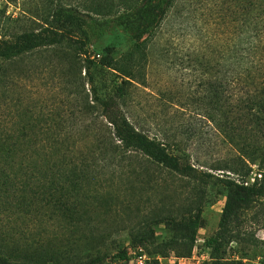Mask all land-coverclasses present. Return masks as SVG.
<instances>
[{
  "label": "trees",
  "instance_id": "trees-1",
  "mask_svg": "<svg viewBox=\"0 0 264 264\" xmlns=\"http://www.w3.org/2000/svg\"><path fill=\"white\" fill-rule=\"evenodd\" d=\"M177 1L80 0L70 4L50 0L45 14L33 15L40 21L38 28L8 36L0 23V264H104V251L90 258H56L49 263L50 258L30 252L13 238H26L31 227L60 219L77 224L84 215L79 207L95 193L98 177L131 152L194 180H218L227 190V200L218 228L203 240L209 259L200 264H242L243 257L226 258L222 253L231 241L229 232L239 217V205L251 198L264 201V0H247L241 12L234 11L226 34L207 38L204 52L193 59L201 70L199 86L205 91L197 98L195 115L210 123L234 150L214 169L229 171L239 180L228 174L216 177L194 166L174 134L162 129L150 134L135 122L132 89L140 82L134 67L146 58L150 40ZM95 16L117 20L132 39L125 51L107 45L98 56H86L85 17ZM57 47L84 54L83 90L70 92L81 105L69 109L67 116L53 112L52 102L25 105L10 93L15 85L9 75L12 63ZM248 163L256 164L260 175L250 183L245 180L250 173ZM200 212L197 206L180 217L154 219L174 230V252H158L149 258L143 251L155 243L153 222L130 232V245L145 254L143 264H178L167 259L170 253L191 255L197 244ZM127 251L117 249L115 264H129Z\"/></svg>",
  "mask_w": 264,
  "mask_h": 264
},
{
  "label": "rangeland",
  "instance_id": "rangeland-1",
  "mask_svg": "<svg viewBox=\"0 0 264 264\" xmlns=\"http://www.w3.org/2000/svg\"><path fill=\"white\" fill-rule=\"evenodd\" d=\"M64 1L75 4L80 0ZM246 1L178 0L150 40L146 58H140L134 67L140 83H137L138 88L132 89V112L138 126L149 130L150 134L167 130L185 145L194 166L208 170L216 177L225 178L228 174L236 180H239L237 175L214 169L233 155L234 150L210 123L195 115L197 98L205 91L199 86L201 70L193 59L204 52L207 38L226 34L234 11L241 12ZM49 2L0 0L1 27L8 36L38 28L40 21L33 15L45 14L51 7ZM85 19L86 56H97L107 45H114L123 52L132 42L115 18L104 20L95 16ZM83 59L84 54L66 47L43 49L25 56L10 66L9 75L15 81L10 93L21 98L25 105L52 102L53 106L49 107L53 112L60 111L67 116L69 109L81 105V100H74L70 92L83 90L80 77L84 74ZM114 79L120 81L118 77ZM85 88H88L87 84ZM130 154L98 177L100 184L95 193L92 192L84 206L79 207L84 215L77 224L60 219L38 228L31 227V234L26 238L13 239L30 252H41L45 258H50L49 263L56 258H90L98 251H104L107 254L104 264H115L117 249L125 247L128 263L136 264L137 248L130 245V232L153 222L155 243L147 245L143 251L149 258L158 252H174L171 241L174 230L162 223H154V219L180 217L200 206V226L194 249L197 256L203 251V240L218 228L227 190L216 183L218 180L214 179L215 183L194 180L191 176L169 171L138 152ZM248 166L250 173L245 180L250 183L258 170L256 164L248 163ZM238 214L230 228L231 241L222 255L243 257L242 264H263L264 201L251 198L248 203L239 205ZM3 239L9 242L11 238ZM175 247L178 248L177 244ZM167 261L175 263L172 253ZM195 262L192 259L186 264Z\"/></svg>",
  "mask_w": 264,
  "mask_h": 264
},
{
  "label": "built area",
  "instance_id": "built-area-1",
  "mask_svg": "<svg viewBox=\"0 0 264 264\" xmlns=\"http://www.w3.org/2000/svg\"><path fill=\"white\" fill-rule=\"evenodd\" d=\"M97 56H98V54H97ZM258 176H260V175L258 174ZM195 248H196V246L193 248V251H192L191 255L188 256V257H176V256L173 255L174 262H177L178 264H186V261L193 259L196 262L192 263V264H200L203 261L209 259V252H208V250L206 248H203L202 249L203 251L201 253L197 254V256L194 253L195 252L194 251ZM145 259H146L145 254L141 253V249L140 248H137V254L135 256V263L136 264H143Z\"/></svg>",
  "mask_w": 264,
  "mask_h": 264
}]
</instances>
